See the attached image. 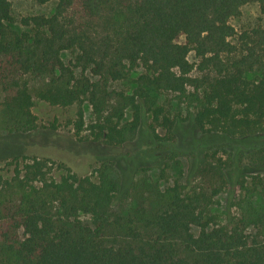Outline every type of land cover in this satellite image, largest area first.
I'll return each mask as SVG.
<instances>
[{
	"label": "trees",
	"instance_id": "trees-1",
	"mask_svg": "<svg viewBox=\"0 0 264 264\" xmlns=\"http://www.w3.org/2000/svg\"><path fill=\"white\" fill-rule=\"evenodd\" d=\"M35 1H55V13L22 18L30 32L14 34L10 0H0V139L37 128L31 82L36 99L78 106L75 136L87 130L107 147L131 142L146 113L158 121L162 109L149 91L184 98L194 110L189 121L205 135L234 143L264 132V28L240 34L245 42L237 55L230 24L252 0ZM258 3L264 11V0ZM74 6L83 14L79 23L65 16ZM72 49L76 56L66 65L61 53ZM191 53L197 62L189 61ZM138 67L144 73L132 94L110 90V82L125 80ZM255 71L260 74L248 79ZM84 102L92 110L88 125ZM46 165L33 158L0 183V264H264L261 181L237 204L239 218L220 224L209 208L225 180L210 165L197 173L217 179V186L175 183L161 190L159 180L146 175L133 183L132 191L153 198L151 213L143 201L126 213L113 210L122 183L111 161L94 178L68 173L56 179ZM249 228L255 231L250 238Z\"/></svg>",
	"mask_w": 264,
	"mask_h": 264
},
{
	"label": "rangeland",
	"instance_id": "rangeland-1",
	"mask_svg": "<svg viewBox=\"0 0 264 264\" xmlns=\"http://www.w3.org/2000/svg\"><path fill=\"white\" fill-rule=\"evenodd\" d=\"M10 3L14 22L8 24V28L14 34L30 32V28L21 25L22 18L50 17L55 13L57 4L55 1L39 4L35 0H10ZM65 16L76 23L83 19L78 6L68 10ZM230 24L237 32L232 42L237 47L238 55L245 42L239 39L240 34L249 33L257 27L264 28V11L260 9L258 0L245 5L241 15L232 19ZM76 53V49L63 51L61 58L68 65L73 63ZM188 59L197 62L193 53L189 54ZM143 73L144 69L138 67L130 71L125 80L110 82L109 88L132 94L139 84L136 83L138 77ZM75 74L79 76L80 70L75 69ZM85 74L95 80L89 71ZM259 74V71H255L248 75V79ZM191 75L200 76V73L194 71ZM30 86L34 100L32 112L37 118V128L27 134L0 139V183L10 179L17 166L21 169L33 158L47 162L48 176L56 179L68 173L76 177L94 178L95 170L108 160L119 173L122 183V191L116 195L113 210L118 212L122 209L126 213L133 205L143 201L146 211L151 213L155 206L153 198L147 193L132 191L133 183L146 175L153 181L159 180L161 190L175 183L186 189L207 187L209 183L217 186L220 184L217 179L211 181L212 178L201 177L197 173L198 169L203 166L210 168V165L225 180L222 190L215 197V204L209 208V213L220 224L239 218L241 210L237 204L249 196L248 192L258 188L259 181L264 183V132L255 135V140L251 142H244L237 137L234 143L224 136L221 138L220 134L205 135L195 128L193 120L189 121V117L194 114L193 107L188 106L187 101L178 94L149 91L155 106L162 109L161 117L153 122L152 113H146L135 138L121 147L112 148L93 142L87 130L79 136L74 135L77 105L66 108L50 106L36 99L33 91L37 87L36 82H31ZM2 95L0 92V97ZM81 108L84 123L88 125L93 118L91 107L84 102ZM125 119H132L131 111H127ZM259 149H263L261 153L257 152ZM81 220L90 223L88 216L82 215ZM191 232L197 236L199 229L193 227ZM245 233L250 238L255 231L249 228Z\"/></svg>",
	"mask_w": 264,
	"mask_h": 264
}]
</instances>
